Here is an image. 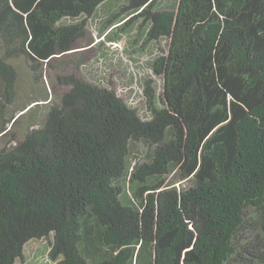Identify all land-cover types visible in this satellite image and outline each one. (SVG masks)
<instances>
[{"label": "trees", "instance_id": "trees-1", "mask_svg": "<svg viewBox=\"0 0 264 264\" xmlns=\"http://www.w3.org/2000/svg\"><path fill=\"white\" fill-rule=\"evenodd\" d=\"M108 1L0 0V138L39 106L7 119L18 77L8 61L36 72L71 55ZM124 1L126 24L167 42L153 64L162 91L145 90L151 118L59 76L69 89L42 125L0 148V264L50 237L55 264H264V0Z\"/></svg>", "mask_w": 264, "mask_h": 264}, {"label": "rangeland", "instance_id": "rangeland-1", "mask_svg": "<svg viewBox=\"0 0 264 264\" xmlns=\"http://www.w3.org/2000/svg\"><path fill=\"white\" fill-rule=\"evenodd\" d=\"M176 4L177 0H158L160 10L175 9ZM124 6V0H110L103 4L87 20L86 35L76 42L72 54L53 59L49 65L35 64L38 69L36 72L32 71V63L25 58L8 61L16 69L18 77L16 98L12 108L8 110L7 119L9 116L16 119L25 113V107L22 109V106H26L31 99L39 100V106L35 107L34 112L29 110L20 116L13 126L8 124L10 134L6 138H0V148L14 146L16 142H12L13 136L20 141L26 134V129H36L42 125L50 104L59 103L62 95L69 89L59 83V76L72 75L96 87L112 90L142 120H150L145 90L149 86L156 95L162 91L163 80L154 73L153 64L166 53L167 42L162 39L149 43L142 20L126 24L134 14L123 13ZM2 50L0 40V56H3ZM43 100L50 102L46 104ZM131 153L137 154L135 157L143 161L149 155L150 148L144 142L135 143ZM167 181L179 187L188 186L187 182H179L174 174H170ZM131 186L126 185V192L132 197ZM51 241L52 237L29 242L24 247L23 259L17 260L16 264H55L49 257Z\"/></svg>", "mask_w": 264, "mask_h": 264}]
</instances>
